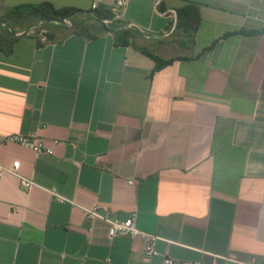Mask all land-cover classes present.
Here are the masks:
<instances>
[{
    "label": "crops",
    "instance_id": "crops-1",
    "mask_svg": "<svg viewBox=\"0 0 264 264\" xmlns=\"http://www.w3.org/2000/svg\"><path fill=\"white\" fill-rule=\"evenodd\" d=\"M94 1L115 17L117 0H0V19ZM123 1L120 22L143 31L87 20L86 33L0 48V140L36 134L53 148L0 141V163L18 159L35 182L0 176V264H264V32L249 33L264 28V0ZM24 28L0 23V35ZM146 52L174 60L155 69ZM95 205L135 212L159 254L109 237L84 211Z\"/></svg>",
    "mask_w": 264,
    "mask_h": 264
},
{
    "label": "trees",
    "instance_id": "trees-1",
    "mask_svg": "<svg viewBox=\"0 0 264 264\" xmlns=\"http://www.w3.org/2000/svg\"><path fill=\"white\" fill-rule=\"evenodd\" d=\"M109 20L108 26L114 29L115 35L122 32L124 29H129L125 23L120 22L118 18L114 17V14L110 10L96 7L89 10H80L75 7H55L50 2H40L36 4H22L13 7L9 10L4 18L0 19V23H6L7 26L17 25L19 27L28 28L32 25H38L39 28L45 29V36L47 41L54 40V30L58 28H66L69 32L73 33H86L88 29L87 20L101 23L103 26V20ZM65 21H69L68 25ZM185 22L193 24L191 18H186ZM185 25L184 20L179 12H176V23L175 28H180ZM264 32L263 29L252 30L249 33H260ZM15 31L8 32V35H0V48L5 52H10L12 49L13 42L17 39ZM118 40V39H117ZM46 41V42H47ZM125 42V41H120ZM37 43L39 45L45 42L37 37ZM155 60V69H159L169 63L174 58H161L158 55L146 52Z\"/></svg>",
    "mask_w": 264,
    "mask_h": 264
},
{
    "label": "built area",
    "instance_id": "built-area-1",
    "mask_svg": "<svg viewBox=\"0 0 264 264\" xmlns=\"http://www.w3.org/2000/svg\"><path fill=\"white\" fill-rule=\"evenodd\" d=\"M160 0H157L159 3ZM125 2L123 0H117L114 3L113 10L115 13V18H119L121 11L123 10ZM92 9L97 7V2H92L91 6ZM68 25H70L69 21H65ZM109 20H103V25L108 26ZM4 25V24H2ZM129 28H138L135 24L128 22L125 24ZM143 31L141 28H138ZM16 35H38L40 40L43 42L47 41L45 36V29L39 28L38 25H32L28 28L20 31L15 32ZM1 142H13L17 143L21 146L31 149L35 153H47L52 154L53 148L47 146L36 134H23V133H12L4 136ZM58 140H53V143H57ZM20 168V161L18 159H14L9 165H4L0 163V176L5 173L15 175L18 180L19 184L24 189L31 188L35 182L32 178L22 175L19 172ZM132 182V181H131ZM84 211L88 216H95L99 218H103L108 222V236L114 237L116 235H124L130 238L139 237L143 241V254L146 258H151L157 256L159 254V250L157 248V242L160 240V236L154 232H149L143 230L137 226L136 223V213H131L126 217H114L108 218L105 217L100 211L98 206H92L89 208H84ZM165 264H173V259L170 257L164 258ZM245 264H257L254 262H247Z\"/></svg>",
    "mask_w": 264,
    "mask_h": 264
},
{
    "label": "water",
    "instance_id": "water-1",
    "mask_svg": "<svg viewBox=\"0 0 264 264\" xmlns=\"http://www.w3.org/2000/svg\"><path fill=\"white\" fill-rule=\"evenodd\" d=\"M105 28L108 29L107 26H105Z\"/></svg>",
    "mask_w": 264,
    "mask_h": 264
},
{
    "label": "rangeland",
    "instance_id": "rangeland-1",
    "mask_svg": "<svg viewBox=\"0 0 264 264\" xmlns=\"http://www.w3.org/2000/svg\"><path fill=\"white\" fill-rule=\"evenodd\" d=\"M24 29H26V28H24ZM18 31H20V30H18Z\"/></svg>",
    "mask_w": 264,
    "mask_h": 264
}]
</instances>
